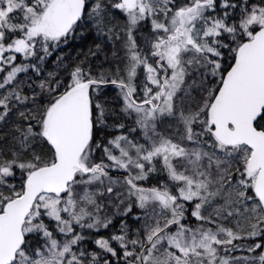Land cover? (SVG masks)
<instances>
[{"label": "snow or ice", "instance_id": "obj_1", "mask_svg": "<svg viewBox=\"0 0 264 264\" xmlns=\"http://www.w3.org/2000/svg\"><path fill=\"white\" fill-rule=\"evenodd\" d=\"M0 264H264V0H0Z\"/></svg>", "mask_w": 264, "mask_h": 264}, {"label": "trees", "instance_id": "obj_2", "mask_svg": "<svg viewBox=\"0 0 264 264\" xmlns=\"http://www.w3.org/2000/svg\"><path fill=\"white\" fill-rule=\"evenodd\" d=\"M87 43H88V42H84V46H85V47H86Z\"/></svg>", "mask_w": 264, "mask_h": 264}]
</instances>
